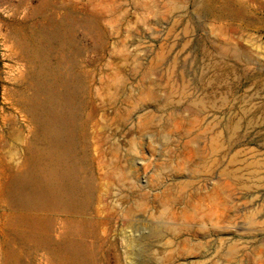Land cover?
Returning a JSON list of instances; mask_svg holds the SVG:
<instances>
[{"label": "rangeland", "instance_id": "rangeland-1", "mask_svg": "<svg viewBox=\"0 0 264 264\" xmlns=\"http://www.w3.org/2000/svg\"><path fill=\"white\" fill-rule=\"evenodd\" d=\"M0 264H264V0H0Z\"/></svg>", "mask_w": 264, "mask_h": 264}, {"label": "bare ground", "instance_id": "bare-ground-1", "mask_svg": "<svg viewBox=\"0 0 264 264\" xmlns=\"http://www.w3.org/2000/svg\"><path fill=\"white\" fill-rule=\"evenodd\" d=\"M20 45L24 50L27 49L26 46L24 48V44L20 43ZM27 150L28 157L22 165L24 170L20 171L16 178V182L22 188L20 199L26 201L34 198L54 200V197H57L59 193L58 187L63 182L61 172L57 168H50L45 164L43 151L36 147L34 143L29 142ZM31 168L33 171L29 173L28 171ZM25 174H28L29 177Z\"/></svg>", "mask_w": 264, "mask_h": 264}]
</instances>
